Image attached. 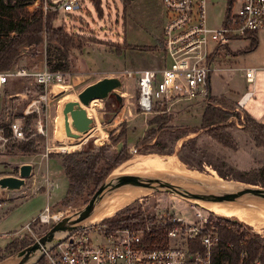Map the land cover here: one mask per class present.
Masks as SVG:
<instances>
[{"label": "rangeland", "instance_id": "obj_1", "mask_svg": "<svg viewBox=\"0 0 264 264\" xmlns=\"http://www.w3.org/2000/svg\"><path fill=\"white\" fill-rule=\"evenodd\" d=\"M85 4L90 12H77L72 16L61 12L54 22V26H63L78 36L75 38L79 46L69 50L68 69L60 71L63 73L62 81L44 87L32 77H18L0 89V121L7 125L16 122L23 134L20 139L4 138L0 129V177L18 176L21 165L32 166L31 174L21 187L14 190L0 188V264H15L18 261L17 253L26 247L21 243L25 242L27 246L32 244L59 220L49 218L47 222H41L38 219L46 206L50 215L61 212L62 218L87 203L91 196L83 195L62 204L67 180L61 158L88 145L95 152L105 145L108 146L105 150L108 154L122 151L129 156L104 181L129 174L123 172L134 160L145 162L147 160L139 159L160 155L174 156L172 159L187 170H194L211 179L217 178L215 182L223 186L220 191H224L227 184L236 186L235 192L244 187L264 188V147L256 145L245 126L247 115L264 124V29L255 32L257 45L254 49H250L252 40L246 36L228 42L227 54L219 59L220 69L210 74L209 99L203 102L183 101L143 114L136 102L135 80L123 79L119 75L123 69L141 70L162 65L161 37L166 18L161 0H130L126 5L123 0H101V16L88 1ZM226 8V0L208 2L207 25L220 27ZM46 48L44 41L21 47L17 59L8 69L50 70L45 62ZM245 68H254V83L246 82ZM104 77L114 78L116 86L105 98L92 100L96 103L93 111L89 110L93 102L86 107L81 106L86 113L88 110L90 132L73 149L74 145L68 144L65 139L63 106L68 101L78 100L77 95L83 88ZM247 90H253V96L239 107L237 99ZM208 105L220 109L225 116L221 122L204 127L202 114ZM154 119H159V123L149 125ZM149 129L154 131V136L143 142ZM218 134L228 136V146L214 138ZM14 140H33L35 153L10 155L7 145ZM119 142L122 143L120 150L117 147ZM66 146L68 150L62 151L61 148ZM140 170L137 171H143ZM253 170L258 173L253 174ZM182 179L185 185L179 181L175 184L179 188L202 185L188 177ZM112 192L105 191L106 194ZM128 207L140 208L150 215L174 214L189 223L197 212L208 216L211 222L224 217L237 220L264 238V227L255 229L237 217L217 214L188 198L158 187L132 199L115 213ZM105 218L108 217L101 220ZM88 219L84 222H89ZM61 235L58 234V237ZM12 245L15 247L11 248ZM41 255V251H37L26 264H46L39 262Z\"/></svg>", "mask_w": 264, "mask_h": 264}, {"label": "built area", "instance_id": "obj_2", "mask_svg": "<svg viewBox=\"0 0 264 264\" xmlns=\"http://www.w3.org/2000/svg\"><path fill=\"white\" fill-rule=\"evenodd\" d=\"M85 1L95 7L93 0H26L24 9L29 15L41 12L43 19L48 13L72 16L90 12ZM211 1L216 0H161L166 18L161 37L162 65L123 69L119 75L135 80L141 113L149 114L156 106L167 108L183 101H206L210 74L220 69L219 59L227 54L228 42L264 29V0H234L218 28H211L206 22V5ZM18 77H32L46 87L61 82L63 73L46 68L0 71V89ZM244 77L246 82L254 83V68H245ZM253 93L245 91L237 105L244 106ZM9 129L12 138H23L16 122L9 124ZM195 215L189 223L166 213L138 228L113 230H106L99 222H84L77 229L62 233L58 243L41 250V256L46 264H213L212 249L218 241L215 226L209 225L208 216L200 212ZM61 216V212L50 215L46 206L38 219L47 222Z\"/></svg>", "mask_w": 264, "mask_h": 264}, {"label": "trees", "instance_id": "obj_3", "mask_svg": "<svg viewBox=\"0 0 264 264\" xmlns=\"http://www.w3.org/2000/svg\"><path fill=\"white\" fill-rule=\"evenodd\" d=\"M25 1L0 0V71L9 70L8 68L17 59L21 47L38 45L43 41L47 44L46 66L51 71L67 70L69 67V50L79 46L76 41L78 36L68 32L63 26H54V22L58 18L57 13H48L45 19H43L41 12L29 15L24 9ZM226 1L225 16L231 10L234 0ZM93 2L97 15L101 16L100 1L93 0ZM129 2L130 0H123L124 5ZM245 36L252 40L250 49H254L257 45L255 32H249ZM157 107L161 106L155 108ZM155 108L154 110H156ZM224 116L225 114L220 109L208 105L202 114V123L204 127H209L221 122ZM159 121V119L151 120L149 125L158 124ZM245 123L256 145L264 147V124L248 115L245 117ZM0 129L3 130L6 137H11L9 125L0 121ZM153 136L154 131L149 129L142 141L145 142ZM214 138L228 146L229 138L225 134L214 135ZM33 143V140H14L7 145L8 153L12 156L33 154L36 151ZM106 148L108 146L104 145L98 152H95L94 148L88 145L80 151L62 156L61 167L67 180V189L62 199L63 205L76 197L91 196L111 171L129 158L122 151L108 154L105 151ZM252 173H258V171L253 170ZM156 218L157 215L142 212L140 208L128 207L101 220L99 224L106 230L124 227L138 228L144 225L146 221ZM211 223L215 226L218 235V241L212 249L213 264H264V238L237 220L218 217L216 221L209 224ZM26 244L23 242L21 246H27ZM14 247V245L11 246V248ZM1 259L2 256H0V261ZM42 261L45 263L44 256H41L39 260V262Z\"/></svg>", "mask_w": 264, "mask_h": 264}, {"label": "water", "instance_id": "obj_4", "mask_svg": "<svg viewBox=\"0 0 264 264\" xmlns=\"http://www.w3.org/2000/svg\"><path fill=\"white\" fill-rule=\"evenodd\" d=\"M116 80L114 78L104 77L83 88L77 95L78 100L68 101L62 109L63 130L68 137L78 138L70 129L69 119L77 133H86L90 129L91 119L88 118L86 110L83 107L88 106L92 100L103 99L115 88ZM122 143H118L120 150ZM32 166L23 164L19 167L18 176L0 177V187L8 189H18L25 179L31 174ZM121 186L136 187H158L164 191L179 195L184 198L199 199L208 202H222L233 200L243 196H258L264 198V188L244 187L238 192L218 191L211 194L190 192L184 188H179L175 184L160 177H146L139 175L125 174L115 177L114 179L104 181L96 191L91 195L83 208H80L71 215L64 216L55 222L49 230L36 239L32 244L20 250L16 257L18 261L15 264H26L34 258L37 251L46 249L49 245L58 243L60 237L58 234L72 231L80 227L85 220L90 218L105 191L110 192Z\"/></svg>", "mask_w": 264, "mask_h": 264}, {"label": "bare ground", "instance_id": "obj_5", "mask_svg": "<svg viewBox=\"0 0 264 264\" xmlns=\"http://www.w3.org/2000/svg\"><path fill=\"white\" fill-rule=\"evenodd\" d=\"M94 106H96L95 102H93V104H90L89 110L93 111ZM69 123H70L71 131L79 135L78 138H72L68 136L65 137L66 142L68 144L74 145L72 146L74 149V147L76 146L75 144L78 141L80 142L82 137L87 133H89L90 130H88L86 133H77L73 128L71 119H69ZM61 150L67 151L68 148L67 146L62 147ZM172 157L174 156L162 157L160 155L159 156L149 155L139 159V160L142 159L147 160L145 162L144 161L137 162L136 160L132 161V164L127 168L128 170L123 173L164 177L174 184H176V182L179 181V183L183 182L180 184L185 185L184 184L185 182L182 179L183 177H188L190 179L197 180L202 183V185L192 184L194 186L192 188H188L186 186L181 185L182 187H184L185 189L191 192L211 194L213 192L223 190L222 184L215 182L217 181L216 180L217 178L211 179L209 177H205L199 174L194 170H187L177 160L172 159ZM153 165L156 167H152ZM140 169H142L143 171L140 172L141 171ZM122 187L117 188L110 194L105 193L102 195L98 203L97 210H95L96 212H94L93 215L88 219L89 222H98L102 219V217L111 216L118 209L129 204L132 199L137 198L139 195L144 194L146 193L147 190L153 188V187L147 188V187H136V186H131L134 188H122ZM234 189H236V186L232 184H227L224 191L235 192L236 190L233 191ZM249 197L251 198L237 197L233 200L222 201V202H208L193 198H188V199L192 200L194 203L203 205L204 207L210 209L211 211H214L217 214L223 216L227 215L228 217L231 216L237 217L239 220L241 219L243 222L249 224L255 229L264 227V198L253 195H249Z\"/></svg>", "mask_w": 264, "mask_h": 264}, {"label": "crops", "instance_id": "obj_6", "mask_svg": "<svg viewBox=\"0 0 264 264\" xmlns=\"http://www.w3.org/2000/svg\"><path fill=\"white\" fill-rule=\"evenodd\" d=\"M13 79H15V78H13ZM10 80H12V79H10ZM10 80H9V82H10ZM97 80H98V79H97ZM9 82H8V83H9ZM94 82H95V81H94ZM209 85H210V78H209ZM209 92H210V87H209ZM49 162H50V160L47 161V163H49ZM0 188H1V187H0ZM2 189H6V188H2ZM13 190H14V189H13Z\"/></svg>", "mask_w": 264, "mask_h": 264}, {"label": "flooded vegetation", "instance_id": "obj_7", "mask_svg": "<svg viewBox=\"0 0 264 264\" xmlns=\"http://www.w3.org/2000/svg\"><path fill=\"white\" fill-rule=\"evenodd\" d=\"M117 101H118V99H117Z\"/></svg>", "mask_w": 264, "mask_h": 264}]
</instances>
